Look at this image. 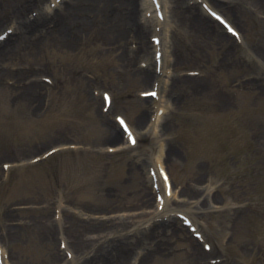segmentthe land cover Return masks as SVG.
I'll return each mask as SVG.
<instances>
[{
  "label": "rangeland",
  "instance_id": "obj_1",
  "mask_svg": "<svg viewBox=\"0 0 264 264\" xmlns=\"http://www.w3.org/2000/svg\"><path fill=\"white\" fill-rule=\"evenodd\" d=\"M18 1L0 0V32L10 25L16 28L13 12ZM168 1L172 26L177 22L176 13L183 9L181 5L203 10L196 0ZM205 1L233 23L242 35V42L239 44L235 39L218 42L212 36L201 39L202 60L198 64L194 53L182 50L183 29L168 28L171 41L167 50L185 55L170 68L168 80L186 76L190 69H195L200 73L196 75L198 78L209 76L210 89L201 95L184 97L180 102L176 100L172 105L174 95L168 96L166 88L163 95L170 108L163 117L173 125L167 134L158 129L156 135L144 126L148 115L142 112L151 103L143 102L139 93L151 86L140 84L133 72L124 71L112 45L88 38L70 51L47 49L40 56L32 55L33 59L21 60L20 68L36 69V76L30 78L45 84L42 92L45 106L39 115L28 116L26 108L10 102L13 92L0 90V226L3 218L24 224L19 226L20 237L0 241L12 257L10 264H47L52 249L59 250V231L51 241L45 240L39 225L32 222L45 213L52 217L57 199L64 205L66 201L90 204L103 192L111 191L122 205L112 216L138 217L141 210L132 211L130 205L138 200L141 188L150 189L144 166L154 164L160 144L176 156L165 160L163 155L176 193L181 187L193 188L191 185L198 178L196 167L200 166L203 184L212 189L219 201L225 202L229 213L232 208H241L243 215L229 226L222 219L227 212L194 213L204 224L201 231L212 246L207 258L190 259L187 241L179 239L173 244L171 256L156 257L149 264H264V6L256 10L251 0H234L237 12L232 13L231 6L222 0ZM30 10L22 18H36L38 11L30 13ZM152 30L153 25L145 34L147 42H151ZM130 42L129 39L126 43L129 48L138 45L137 40ZM230 47L234 49L233 55L228 54ZM29 48L26 46L22 54L30 53ZM141 56L132 63L133 68L138 67ZM3 67L0 63V69ZM15 68L19 66H11L12 70ZM147 68L153 73L150 64ZM13 82L5 81L9 85ZM103 92H110L113 99L105 119L115 121V115L124 116L136 127L137 146L126 148L123 140L117 152L109 153L105 147L113 145L101 142L103 120L98 113ZM91 95L99 100L98 104L91 101ZM222 98H228L229 104L225 105ZM62 130H66L64 138L58 135ZM64 143L74 148L30 164L31 156L41 157L49 148ZM134 154L141 156L137 164L133 162ZM3 163L18 166L4 177ZM182 200L179 196L172 199L171 208L183 212L184 208L179 207ZM2 211L10 216L1 217ZM189 215L193 217V213ZM184 229L188 238L196 241ZM132 235L133 231L129 233ZM142 244L135 248V257L138 250L143 251ZM215 257L222 261L212 263Z\"/></svg>",
  "mask_w": 264,
  "mask_h": 264
},
{
  "label": "bare ground",
  "instance_id": "obj_2",
  "mask_svg": "<svg viewBox=\"0 0 264 264\" xmlns=\"http://www.w3.org/2000/svg\"><path fill=\"white\" fill-rule=\"evenodd\" d=\"M48 1L54 2V0H19L14 6L13 12L16 28L12 25L8 26L9 28L6 27L13 29L12 34L0 42V63L5 65V67L0 69V90L5 89L13 92V98H11L10 102L15 106L21 105V107L26 108L28 116L39 115V111L44 108L45 101L43 100L42 92L45 84L40 80L31 79V76H36L37 70H32L31 67L29 69L20 68L23 66L20 63L21 60L33 59L32 55L40 56L43 50L47 49L70 51L80 46L86 39L93 38L98 39L99 42H105L109 46L112 45L117 52V58L121 62V66L124 65V71L133 72L138 77L140 84L151 86V88L143 92L152 90L155 81L158 83V100L141 98L143 102L152 101V106L143 111L142 114L145 116L149 113L148 122H144L149 124V130L157 133L159 129L163 134L169 133L172 131L173 125L166 117L160 116L159 113V111L169 108V104L166 103L162 94L164 90L168 88V96L174 95L172 104H176V100L180 102L184 97L201 95L209 91L210 86L208 85V75L207 78L206 76L200 78L182 76L168 80L170 66L174 67L182 55L180 53L179 55L176 54L174 49L173 51L167 50L171 41V36L169 37L168 35V28L172 27L173 31L178 30V27L183 29L182 50L183 52L192 53V55L195 54L198 64L202 60L199 52V49L203 48L201 39L212 36V39L215 38L218 42L225 43L231 39V36L222 30L216 21L202 10L196 8V6L185 5L184 7V5H181L183 9L182 11L178 10V14L176 13L177 22H172L174 24L172 26L169 23L170 7L168 0H158L161 5L160 10L163 13L162 21L156 17L155 10L147 0H64L55 9H51L50 6L44 7ZM222 1L226 5L231 6L232 9L229 12H237L236 5L232 4L234 0ZM251 2L256 10H261L264 6L262 0H251ZM28 9H31L30 13L38 11L36 18L31 20L28 17L26 19L22 18ZM141 12L143 13L141 14ZM147 12L151 13L149 18L146 17ZM152 25L154 29L151 37L160 36L161 43L159 46L165 52H168V55L164 52L162 57L159 75L155 72L154 52L156 47L145 40V34L147 30L151 31ZM157 27H160L159 32H156ZM129 39L130 41L132 40L130 43H133V40H137L138 45L134 49L126 46ZM26 46H30V53H23L25 54L23 55L22 52ZM232 49V47L227 49L228 54L233 55L234 49ZM139 56L142 58L139 60L140 62L149 61L153 73H151V68H146L147 70L137 66L133 68L132 63ZM151 59L153 60L152 63ZM9 65L10 67H8ZM11 66H19V68L12 70ZM39 67L38 65L37 68ZM9 80H14L12 85L5 83V81ZM90 99L97 104L99 102L93 95L90 96ZM222 101L225 105L229 104L228 98L227 100L222 98ZM98 116L103 120L100 123L102 128L101 142L106 141L105 144L111 143L113 145L105 148L117 146L124 140L123 131L116 122L105 119V115L101 110ZM152 116H154L153 119L151 118ZM139 122L141 123V120ZM144 123L142 121V124ZM137 125H139L138 122ZM130 127L131 131L135 133L134 128L136 129V127ZM65 132L66 130H62L58 132V135L64 138L66 135L63 133ZM126 144H128V141H126ZM23 155L20 153L21 157H24ZM163 155H165V160L170 159V157H176L170 148L164 150V145L160 144L159 154L154 159V165L157 170L159 167L163 168L165 164ZM140 158L141 156L136 154L133 162L135 164L139 163ZM201 168L200 166L196 167L198 178L192 183L191 186L193 188L181 187L176 193L173 182L170 183L171 195L164 197L162 210L159 209L160 203L156 200V192L152 191L153 178L149 169L146 172L147 180L145 179L146 183H150L149 191L141 188L138 200H135V203L130 205V210L132 211L141 210L138 217L132 216L133 214L126 217L121 215L112 216L114 212L119 210L118 208L121 204L118 203V199L111 191L103 192L99 199H92L90 204L77 205L72 204L73 202L68 204V201H66L64 205L62 200L57 199L56 209H60L58 221L55 219V213L52 217L45 213V215L33 218L32 222L39 225L40 233L45 240L51 241L55 232L59 231L66 249L75 254L71 259H68L67 255L63 257V253L60 250L52 249L47 264H149L156 257L166 259L171 256L173 244L175 245L179 239L187 241V255L190 259H206L207 253L201 250L197 244L198 242L188 238L184 227L173 218L172 213H186V215L193 213V217H191L192 224L199 231L204 224L200 223L197 217H194V213L203 212L204 215V213L227 212L228 215L222 216V219L223 222L231 226L243 215V211L241 208H232L230 209L231 213L228 212L229 209H226L225 202L219 201L212 189L203 184ZM157 184L165 192L166 187L158 177ZM153 194L155 195L153 196ZM177 196L183 198L179 207L184 208V213L181 212L182 210L171 208L170 202L172 199L176 200ZM1 215V217H8L10 213L2 211ZM218 216L221 215L219 214ZM3 219V225L0 226V241H11L20 237L19 226L20 223H23H15L14 219L10 221L7 218ZM157 220L161 222H156ZM143 225L145 227H142ZM131 231H133V235L129 236ZM203 236L205 237V235ZM142 242L144 243L142 244ZM140 244L143 246V251L139 254L140 251L138 250L139 256L135 257L133 255L134 250ZM11 259L10 253L2 245L3 264H10Z\"/></svg>",
  "mask_w": 264,
  "mask_h": 264
}]
</instances>
